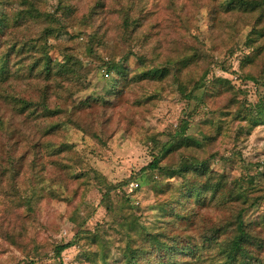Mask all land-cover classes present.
Returning <instances> with one entry per match:
<instances>
[{
  "label": "rangeland",
  "instance_id": "1",
  "mask_svg": "<svg viewBox=\"0 0 264 264\" xmlns=\"http://www.w3.org/2000/svg\"><path fill=\"white\" fill-rule=\"evenodd\" d=\"M75 1L81 5L65 17V32L46 35L45 47L51 56L71 52L80 64L81 78L65 80L49 74L39 79L50 89L59 90L60 94H51L50 100L60 103L63 111L38 116L36 125L20 123L16 115L4 110L17 139L15 149L23 156L16 176V197L4 189L9 186L2 180L0 199L7 202L0 201V264H89L87 259L94 250L98 264H120L127 236L132 237V243L137 242L138 231L166 243L177 240L179 227L167 223L158 201L169 191H181L183 181L145 166L157 153L151 136L163 142L185 126V133L195 137L217 130L216 139L201 149L208 146L204 149L208 168L224 179L222 190L246 200L243 222L250 228V239L259 245L255 250L249 245L250 252L254 250L253 264H264V88L243 77L240 70L241 62L249 60L246 65L254 76L261 80L264 75L256 60L264 42L247 34V21L259 10L232 8L238 30L230 40L209 33L207 22L218 11L211 3L195 10L197 0H176L185 4L187 15V28L179 41L186 50L206 56L200 64L192 65L207 69L205 80H196L190 73L163 85L150 79L121 82L109 96V103L102 105L98 97H106L115 77L114 71L105 73L104 60L119 61L133 73L139 65L132 52L153 50L162 59L179 51L180 44L163 48L157 28L147 21L161 12L163 0H140L132 5L123 0ZM36 6L60 14L56 0H39ZM20 7L22 0H0V23L1 17L9 19ZM86 8L94 9L92 17L85 15ZM124 10L130 20L143 19L127 40L120 35ZM50 19L42 15L29 24L38 28L52 23ZM220 24L216 22L214 30ZM8 30L0 26V39ZM93 32L98 33V39L88 38ZM75 33L67 45L68 34ZM213 76L228 79L237 98L260 116L261 121L248 132L236 134L237 120L223 115L229 107L225 104L228 93L205 89ZM24 80L19 79L16 85L28 94ZM48 120L56 124L50 133L45 132ZM49 143L54 145L52 149L45 148ZM107 186L110 190L103 197ZM212 212L206 206L202 210ZM234 214L231 208L226 212ZM57 245H64L59 252ZM207 256L203 251L195 261L191 258L185 264H202L198 260ZM161 259V264H168L165 256ZM204 264L213 263L206 260Z\"/></svg>",
  "mask_w": 264,
  "mask_h": 264
},
{
  "label": "trees",
  "instance_id": "2",
  "mask_svg": "<svg viewBox=\"0 0 264 264\" xmlns=\"http://www.w3.org/2000/svg\"><path fill=\"white\" fill-rule=\"evenodd\" d=\"M139 1L123 0L129 5ZM206 2L211 3L214 9L218 10L217 13L214 12L216 16H211L207 22V29L212 37H230V40H234L238 27L232 8L236 6L259 10L255 17L248 19L250 28L247 34L253 40L264 42V0H197L195 10H199ZM36 3H39V0H22V7L15 10L9 19L1 17L2 23H0V26L4 25L9 29L0 39V193L4 188L2 180H6L9 187L4 189L13 197L19 193L16 176H18L23 155L18 154L15 149L17 139L13 137L9 116L4 115V110H8L11 115H16L20 123L27 121L38 125L36 122L38 116L59 115L63 111L60 103H51L50 100L51 94H60L59 90L50 89L49 84L40 83L39 79L41 81L49 74H58L65 80L81 78L80 64L71 52L66 50L51 56L45 47V36L65 32L63 30L66 23L65 17L70 11H75L76 7L81 5L80 2L56 0V7L59 8L60 14L51 12L49 9L40 10ZM182 4L185 5L183 2L178 4L176 0H163L161 12L156 14L157 17L152 15L147 18V21H150L149 24L157 28L159 38L163 40V48L166 45L180 44L179 51L170 56L166 54L162 59H158L153 50L148 53L132 52L139 65V69L133 73L119 61L110 63L104 60L105 73L114 71L115 77L110 88L105 91L106 97L104 95L98 97L99 103L102 105L109 103V96L121 82L150 79L160 81L163 85L173 81L178 82L181 77L190 73L195 74L196 80H205L207 69L204 67L200 70L192 65L200 64L206 56L186 50L181 40L179 41V35L187 28L186 10ZM83 11L85 15H88L87 17H92L94 9L86 8ZM42 15L51 18L52 23L31 28L30 20L40 18ZM84 17L86 16L82 17L83 20ZM129 20L127 12L122 11L121 26L123 28L120 35L124 40L132 35L143 19ZM216 22L223 24L214 30ZM76 36L77 33L68 34L66 44L68 45V41ZM88 38L98 39L99 35L93 32L88 34ZM256 60L264 70V49ZM248 61L241 62V74L264 88V75L261 80H258L251 72V68L246 65ZM25 68L26 71L22 70ZM19 79H25L23 82L29 87L33 86L34 89H28V87L29 93H24V90L17 88L16 83ZM52 85L55 86V83ZM213 88H216L219 93H228L225 104L229 107H225V114L221 113V115L229 116L230 120H237L236 134L248 132L252 126L261 121L260 116L252 108L245 106L237 98V93L228 79L213 76L205 83V89ZM33 91L37 94L32 95ZM55 125L53 120H48L45 132L50 133ZM35 127L39 129V126ZM185 127L177 130L163 142L152 135L151 140L157 153L152 155V159L145 166L149 170L163 171V174L169 177L178 176L183 181L181 191H169L158 201V208L167 217V223L173 227H179L178 239L166 243L153 235L138 231L134 238L137 242L132 243V237L127 236L120 264H161V258L164 256L168 264H185L191 258L195 261L203 251L208 252L207 258H210L197 259L202 264L206 260L213 264H253L254 250L259 245H255L256 242L250 239V228L243 222L242 212L246 207V200L240 194L222 190L224 179L219 173L210 171L208 168L207 158L204 155L208 146L204 148L205 150L201 149L203 145L216 139L218 132L213 130L202 133L201 137H195L186 134ZM53 147L54 145L50 143L45 145L47 149ZM109 190V186L102 190L103 197L108 195ZM23 198L25 200V196ZM0 201L7 202L6 199H0ZM188 206L190 208H187ZM204 206L213 212L202 213ZM230 208L235 212L233 216L226 215ZM198 232L201 233L197 234ZM250 244L254 248L253 252H250ZM63 246L57 245L56 251L59 252ZM96 253V250L90 253L87 259L89 264H98ZM185 254L188 257H181Z\"/></svg>",
  "mask_w": 264,
  "mask_h": 264
}]
</instances>
